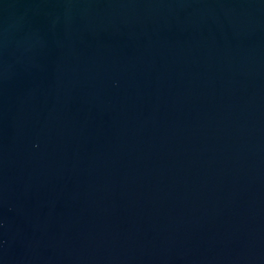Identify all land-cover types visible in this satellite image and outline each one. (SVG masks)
I'll use <instances>...</instances> for the list:
<instances>
[{
	"label": "water",
	"instance_id": "1",
	"mask_svg": "<svg viewBox=\"0 0 264 264\" xmlns=\"http://www.w3.org/2000/svg\"><path fill=\"white\" fill-rule=\"evenodd\" d=\"M0 264H264V0H0Z\"/></svg>",
	"mask_w": 264,
	"mask_h": 264
}]
</instances>
